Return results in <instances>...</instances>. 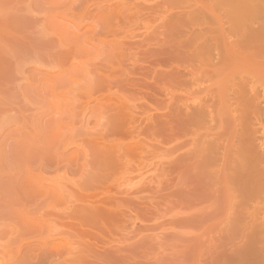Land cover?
<instances>
[{
  "label": "rangeland",
  "instance_id": "rangeland-1",
  "mask_svg": "<svg viewBox=\"0 0 264 264\" xmlns=\"http://www.w3.org/2000/svg\"><path fill=\"white\" fill-rule=\"evenodd\" d=\"M263 125L264 0H0V264H264Z\"/></svg>",
  "mask_w": 264,
  "mask_h": 264
},
{
  "label": "bare ground",
  "instance_id": "bare-ground-1",
  "mask_svg": "<svg viewBox=\"0 0 264 264\" xmlns=\"http://www.w3.org/2000/svg\"><path fill=\"white\" fill-rule=\"evenodd\" d=\"M236 98H237V97H236ZM194 99H196V98H194ZM200 101H201V100H200ZM202 101H203V100H202ZM205 103H206V102H205ZM207 106H208V105H207ZM205 108H206V107H205ZM209 108H210V107H209ZM207 109H208V108H207ZM210 109H211V108H210ZM237 109H238V108H237ZM211 110H212V109H211ZM211 110H210V112H211ZM207 111H208V110H207ZM210 112H209V113H210ZM242 116H243V115H242ZM242 116H241V117H242ZM263 126H264V125H263ZM263 131H264V130H263ZM243 145H245L244 142H243ZM246 145H248V144L246 143ZM246 145H245V146H246ZM245 146H244V147H245ZM249 148H250V147H249ZM245 150H246V149H245ZM247 150H248V149H247ZM247 150H246V151H247ZM243 153H244V152H243ZM249 153H250V152H248V154H249ZM245 154H246V153H245ZM246 155H247V154H246ZM244 156H245V155H244ZM247 156H248V155H247ZM245 157H246V156H245ZM245 157H244V159L248 158V157H246V158H245ZM249 158H250V156H249ZM251 158H252V157H251ZM245 161H246V160H245ZM252 164H253V162H252ZM259 181H260V180H259ZM258 184H259V183H258ZM262 187H263V185H262ZM258 188H261V187H258ZM261 189H262V188H261ZM263 189H264V187H263ZM263 189H262V190H263Z\"/></svg>",
  "mask_w": 264,
  "mask_h": 264
}]
</instances>
